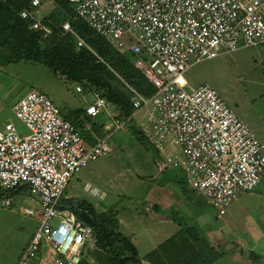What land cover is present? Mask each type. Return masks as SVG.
<instances>
[{"label":"built area","instance_id":"2783aa9c","mask_svg":"<svg viewBox=\"0 0 264 264\" xmlns=\"http://www.w3.org/2000/svg\"><path fill=\"white\" fill-rule=\"evenodd\" d=\"M55 1L31 0L20 17L47 37L51 30L39 12ZM66 1L73 18L85 21L120 54L135 56L134 65L155 87L148 98L130 87V100L133 118L140 116L138 124L160 156L159 170L181 169L187 184L219 217L239 193L257 187L264 176V146L213 86L190 85L186 74L204 59L264 44V0ZM61 27L75 38L77 50H91L70 19ZM75 90L92 95L84 107L91 118L110 105L90 87L77 84ZM13 110L28 133L18 132L10 121L0 127L1 203L10 205L11 193L26 186L40 205L36 215L29 207L22 209L38 224L16 264H79L94 248L92 227L60 208L59 200L73 175L110 152L108 135L87 142L38 90L29 91ZM111 126L126 129L127 123L113 117ZM84 128L91 125L84 121ZM84 189L99 198L105 195L89 184Z\"/></svg>","mask_w":264,"mask_h":264},{"label":"rangeland","instance_id":"374dc122","mask_svg":"<svg viewBox=\"0 0 264 264\" xmlns=\"http://www.w3.org/2000/svg\"><path fill=\"white\" fill-rule=\"evenodd\" d=\"M53 8V4L47 3L41 7L39 14L49 16ZM62 17V14H59L58 19ZM67 18L72 19L73 15H67ZM72 20H81L88 25L79 18ZM186 76L190 85L206 82L213 86L224 103L237 115L245 113L264 128L261 121L264 118V44L241 46L215 58L199 61L188 69ZM76 85L77 83L57 76L39 62L0 61V125L10 121L18 132L28 133L25 125L16 118L12 107L31 90L45 93L59 108L62 116L73 109L84 108L92 100V95L76 92ZM116 115L117 111L110 103L106 111L93 118L99 123L110 124L106 140L111 150L107 155L89 162L71 177L59 200V207L62 205L61 201L69 198L84 199L98 213L117 212L122 219L130 221L131 224H136L133 214L144 212V206L155 203L159 197L173 200L174 204L181 207L180 211L186 212L189 209L186 195L181 190L179 192L172 188L169 192L162 188L165 183L172 186L177 181L180 185L183 183L179 170L169 168L165 174L158 173L155 164L158 159L156 149L147 139H139L131 131L129 124L125 127L126 130L111 128V119ZM139 117L136 115L134 120V125L138 128L136 120L138 121ZM87 122L92 124L91 120ZM175 173L177 175L173 177ZM86 183L104 191L105 197L100 199L85 192ZM259 188L263 191L264 179ZM197 199L201 203V210L207 212L209 227L227 232L224 222L217 218L216 210L207 204L206 198L199 195ZM24 207L31 208L35 212L34 215L40 208L37 195L27 187L17 189L11 194L9 206H4L0 202V264H16L37 228L35 216L23 214ZM232 213L233 209L230 207L223 218H231ZM179 214L182 215L181 212ZM198 239L199 233L181 225L180 232L165 244H177L180 252L188 253L190 251L187 249L188 244H199ZM90 262L95 264L92 260Z\"/></svg>","mask_w":264,"mask_h":264},{"label":"trees","instance_id":"16d2710c","mask_svg":"<svg viewBox=\"0 0 264 264\" xmlns=\"http://www.w3.org/2000/svg\"><path fill=\"white\" fill-rule=\"evenodd\" d=\"M30 1L0 0V61L39 62L57 76L100 92L114 105L117 111L114 118L125 120L139 139H146L134 125L130 87L146 98L154 94L155 87L134 65L135 56L120 54L84 22L70 19L74 31L93 51L87 47L77 50L75 38L70 33H63L61 27L68 19L67 15H73V9L66 0H56L50 15L44 17L51 33L43 37L41 32L30 29L29 23L20 17V11L27 8ZM59 14H62V19H58ZM63 117L78 130L81 128L79 132L89 143L108 135L103 123L87 116L84 108L73 109ZM83 120H91L93 133L83 130ZM61 204L60 208L68 209L77 216L85 211L93 220L95 246L85 252L79 264H91V260L95 264H141L131 239L119 231V221L114 212L98 213L90 203L78 198H69ZM217 257L214 249L200 248L186 264H209Z\"/></svg>","mask_w":264,"mask_h":264},{"label":"crops","instance_id":"0c3cea01","mask_svg":"<svg viewBox=\"0 0 264 264\" xmlns=\"http://www.w3.org/2000/svg\"><path fill=\"white\" fill-rule=\"evenodd\" d=\"M238 116L258 135L257 137L264 146V128L245 113H240ZM261 121L264 123V118ZM136 123L139 126L137 120ZM3 125L4 123L0 127ZM82 128L86 130L83 126ZM103 128L108 133L110 124L103 123ZM86 131L93 133L92 127ZM143 134L145 135L144 132ZM159 159L158 154V159L155 162L156 166ZM169 168L171 167L161 171L157 167V172L165 174ZM172 169L179 170L183 177V183L180 185V182L177 181L174 182L175 185L173 186L165 183L162 188H166L169 192L172 188L179 192L181 190L186 195V201L189 204V209L186 212L180 211L181 207L174 204L173 200L160 197L155 203L146 204L144 212L138 213V215L133 214L136 224H131L130 221L122 219L117 212H114L119 221V231L131 239L136 247L141 264H186L196 256L200 248L206 247H210L218 253V257L209 264H264V188L263 191L259 188L264 176L255 189L241 192L232 200L231 205L228 207L233 209L231 218H223L227 210L223 216H217L224 222V226L228 230L226 232L209 227L207 212L201 210V203L197 199L201 194L187 184L181 169ZM176 175L177 173L173 174V177H176ZM23 187L26 186H21L18 189ZM184 187H186V190H184ZM84 191L87 192L85 189ZM14 192L16 190L12 193ZM180 212L182 215L179 214ZM179 218L181 219L178 220ZM230 223H232V226ZM181 225H184L186 229L195 230L196 233H199L200 239L198 240L205 244H188L187 249L190 250L188 253L180 252L177 244H165L176 233L180 232Z\"/></svg>","mask_w":264,"mask_h":264},{"label":"water","instance_id":"95a60500","mask_svg":"<svg viewBox=\"0 0 264 264\" xmlns=\"http://www.w3.org/2000/svg\"><path fill=\"white\" fill-rule=\"evenodd\" d=\"M78 216L81 217L82 219H84V221H85L88 225H90L91 227H93V220H92V218L90 217V215L87 214L85 211L80 212Z\"/></svg>","mask_w":264,"mask_h":264}]
</instances>
